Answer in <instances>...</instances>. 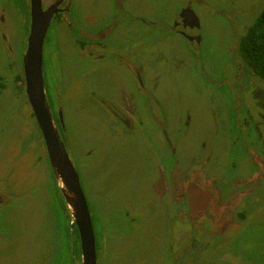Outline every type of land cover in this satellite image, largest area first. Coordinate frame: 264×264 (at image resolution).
I'll return each instance as SVG.
<instances>
[{"label":"rangeland","instance_id":"374dc122","mask_svg":"<svg viewBox=\"0 0 264 264\" xmlns=\"http://www.w3.org/2000/svg\"><path fill=\"white\" fill-rule=\"evenodd\" d=\"M74 1L89 19V44L83 50L74 32L71 36L51 26L43 45V75L48 81L47 53L52 56V74L63 62L70 69L59 80L66 84L59 91L60 101H54L53 79L45 92L50 110L58 103L64 117L66 151L87 201L95 248L97 218L105 230L98 264H264V124L255 120L257 111L255 118L250 111V92L264 89V81L248 66L241 70L247 64L237 48L264 0ZM188 4L200 23L195 51L171 26L177 10ZM4 7L0 196L18 195L20 200L5 210L0 207L3 230L15 234L9 245H0L5 248L0 264H77L72 258L79 257L74 254L78 233L70 232L71 217L52 183L24 85L17 81L23 79L19 0H0V9ZM115 16L118 29H103ZM146 28L152 34L131 46L115 41H122L126 31L141 34ZM103 36L107 44L102 47L97 42ZM85 52L106 59L84 71L80 57H86ZM130 69L141 75L147 98H136L137 89L129 85L136 80ZM92 94L125 111L127 102L137 107L140 100L141 133L123 136L127 131L115 126ZM148 101L175 142L174 155H167L158 143L160 128L145 111ZM259 113L264 120V111L258 108ZM100 145L102 155L86 154ZM177 195L178 205L172 202Z\"/></svg>","mask_w":264,"mask_h":264},{"label":"flooded vegetation","instance_id":"af4514ba","mask_svg":"<svg viewBox=\"0 0 264 264\" xmlns=\"http://www.w3.org/2000/svg\"><path fill=\"white\" fill-rule=\"evenodd\" d=\"M56 1L57 0H41V2H42L41 3L42 4V10L46 11ZM30 4H31V0H19V8L17 9V12H18V15L20 16L21 24H22L21 25L22 26L21 27V31H20V28H19L20 32L17 34L18 38L22 39V40H20V52H21L20 65H21V69H22L23 56H24V53H25V51L27 49V39H28L30 23H31L30 22V20H31V18H30V11H31L30 6L31 5ZM5 8L6 7H4L3 9H0V28L5 26L4 15L2 14V13H5V11H6ZM81 8H82V6L79 7L78 2H75L74 0H71L69 2H68V0H61L58 3V5L56 6V10H59V12L53 14V16H52V18L50 20V23H49V25L47 27V30H46V33H45V37H44V40H43V45H44V41L46 39V35L48 34L50 27L52 26L55 29H58V30L61 29V32L62 31L69 32V33L72 32V34L74 32V35L76 36V37L74 36L76 38L75 42L79 43V46L81 48H83V50H84L85 47L88 46V44H89V37H88V33H89V31H88V29H89L88 20L89 19L82 12ZM115 8H118V7H115ZM196 18L198 19V16L196 15V12L188 4L185 7L177 10L176 16H174V18H173L174 20L171 23V26H172V28L175 31L174 33H176L179 37H181L187 44L189 43V48L191 50H193V51L196 50V47L199 45V42H200V32H199L200 31V23H199V20H198V26H197ZM112 19L114 21L113 24H111L110 21H107V25L106 26L102 25V28L104 29V27H105V29H106L107 27L108 28L111 27L110 31H112V33H113L115 29H118L119 22H116V21H118L119 18L117 16H115V17H112ZM55 20H57V23H54ZM108 22H110V25L108 24ZM143 22H145V21L143 20L142 23ZM149 27L153 28V30L155 28H157V26L154 27V25H151ZM69 28L71 30H69ZM140 30H142L141 34H138L136 29H134V31L133 30L126 31L123 34L124 37L122 38L123 39L122 41H118V40H115V41L118 42L119 44L121 42L122 43L125 42L126 46H128V45L131 46L132 43L136 42L137 39H139V38L142 39L144 37L148 38L152 34V33H150L149 35L147 34V32H151V31H148V29L147 30L140 29ZM119 33L122 36V31H119ZM160 33H162V29L160 30ZM162 34H164V33H162ZM70 35H71V33H70ZM0 36H1V39H4V37H5L3 34L0 35ZM103 39H104V36L102 37L101 41L98 40V42H97V44H102V47H103V44H107V41L105 39L104 40ZM23 47H25V50L22 53ZM121 48H123L125 50V48L123 46ZM60 55H61L60 53L57 54V56L61 57ZM238 55H239V51H238ZM85 56L86 57H80L81 58V66H83V68L85 69L84 71L101 66V62H104V60L106 59L105 55H97L95 58H93L94 55H88L86 52H85ZM46 58H47L46 67H47V70H49V72H47L48 81H46V79H44V75H43L44 68H45V61H44L43 46H42V75H43L44 89L48 88V85L50 83H52L50 79H53V83L52 84L55 85L54 101H60L59 94H60V92L62 90L61 86H65L66 84H65V80H64L63 85H62V83L59 80H60L61 76H64V72L68 73V70H70V69L68 68V70H67L66 67L64 68V62H63L61 64V66L57 67L56 74L54 75V74H52L53 72L51 71V66H50V60L52 58L50 53L46 54ZM80 58L78 59L79 62H80ZM92 58L95 59V60L89 61ZM61 59H63V58H61ZM85 59H87V63H86ZM119 60H122V59H119ZM244 66H245L244 68L241 67L242 71H244L246 69L247 65H244ZM241 70H240V73H241V78H242L244 73L241 72ZM84 71L82 73H84ZM129 71H130L131 75L134 74V77L136 79L135 82H133L132 84H129L130 86L133 85L134 89H137L138 96L136 98L137 99H139L140 97L147 98V96H148L147 92L148 91L144 87L145 83L143 82L141 75L139 73H137L136 71L132 72L131 69ZM251 74L257 76V78L259 77L253 71L251 72ZM67 80L71 81L72 77L67 78ZM245 82L247 84L249 81L247 82L246 78H245ZM95 85H96V83H95ZM250 95H251L252 101L254 100L253 107L250 110L251 114L253 116V113H255L257 111L256 112L257 118H255L254 116L253 117L255 118V120L257 121L258 124H260V122H262V124H264V120H262L260 118V115L262 113L258 114V108L261 111H264V89H256L255 88L254 91L250 92ZM92 97L95 99V101H97L98 105H100L108 113L107 115H109V117H112L115 120V126L116 127H120L121 126V127H123V129H125V131H127L128 134L125 132V133L122 134L123 136H126V135H130L131 136V134H133V133H141L140 131L142 129L139 128V126L141 125V119H140L141 117L138 114V111H139L138 108L141 105L140 100H138V102H137L138 103L137 107H136V104L133 103L131 100L129 102H127L126 106L128 107V110L125 111V110H123L122 105L118 106V105L113 104L110 101L108 102L105 99H102L100 97H95L94 94H92ZM46 98H47V96H46ZM47 101H48L49 107L51 108V101H49L48 98H47ZM52 106L55 107V111H51V110L50 111H51V114H52L56 124H57V129L59 131L60 137H61V139H62V141H63V143L65 145V148H66V142H65L66 141V131L64 129V117H61V122H60L59 121V112H60L59 110H60V107H58V103L57 104H53ZM129 107H130V110H129ZM140 110H141V108H140ZM153 110L154 109H153L150 101H148L146 103V105H145V111H147L148 114L150 115L151 120L153 122V125L156 126L157 128H160L161 141L158 139V143L161 142V145L163 144V146L167 150V155L168 154L169 155H174L176 153V147L174 146L175 142L168 135V131L165 128L166 126H164L162 124L163 118H161V120L159 121L157 119L156 115L153 114L154 113ZM125 112H127L128 114H129V112H131L133 116L132 117L130 115L128 116ZM263 117H264V115H263ZM148 131L149 130L147 128H145L146 134L149 133ZM113 133L114 132H110L109 135H108L109 142L111 141L110 139H112L111 135ZM258 135H260V132H257L255 136H258ZM106 140H107V138H106ZM158 143H156L157 146H158ZM84 147L86 148L87 146L84 145ZM92 148H93V150H91L92 152L89 151L88 153H86L88 156L91 155V153H93L95 151L97 152V154H100V155H102V153H104V148H103L102 145H100L99 149H97L96 146L95 147L92 146ZM156 148H157V151L160 152L159 147H156ZM263 148H264V141H263L262 149ZM44 150H45V146H44ZM69 151H70V153H72V155H74L73 154L74 152L71 149H69ZM167 155H166V157H167ZM45 156H46V152H45ZM262 158H263V161H264V156ZM45 159L48 162L47 156L45 157ZM259 160L261 162H263L261 159H259ZM191 161L192 160H190L189 163H191ZM48 164H49V162H48ZM169 166H171V165H169ZM49 167H50V165H49ZM51 179H52V183H54V186H55V189H56V192H57L58 196L61 197V199H63V197L61 195V192H60L59 185H58V181L56 180L55 176L53 175L52 170H51ZM57 194H56V196H57ZM178 196H180V195H177V197ZM17 197H18V195H16L14 198L9 197L7 199H4L2 196H0V207L3 206V207H1V209L5 210L7 207H10V205H13L12 203L14 201H19L20 199L17 198ZM180 198L178 197L177 200H173L172 202L173 203H177V205H178L179 202H180ZM63 202H64V199H63ZM64 204H65V202H64ZM65 206H66V204H65ZM66 209H67V206H66ZM175 209L177 211V208H175ZM0 213H1V211H0ZM71 220L72 221L70 223V232L72 233L73 229H75L76 232H77L76 226L73 223V219L71 218ZM104 234H105V232L103 231L102 232V236ZM14 235H13V233L9 235L6 230L4 231L3 227H2V224L0 223V245L3 244V242H5V243H7L9 245V240L8 239L10 237L11 238L15 237ZM77 236H78V234H77ZM102 236L100 237V235H99L98 247L95 248L96 249L97 264H98V260H99L97 258L98 257V252H99V254L102 253L103 248H104L103 241H101ZM78 240H79V238H78ZM76 246H77V248H76V251H75L74 254L77 253V255L79 257L78 258L74 257V258H72V260L75 259V262H77V264H78L79 262L81 263V250H80V243L78 241H77V245ZM2 248H0V253L5 250L4 247H2ZM4 253H5V251L2 254L4 255ZM73 264H74V262H73Z\"/></svg>","mask_w":264,"mask_h":264},{"label":"water","instance_id":"95a60500","mask_svg":"<svg viewBox=\"0 0 264 264\" xmlns=\"http://www.w3.org/2000/svg\"><path fill=\"white\" fill-rule=\"evenodd\" d=\"M60 1L57 0L46 11H43L41 0H31V23L27 49L22 60V78L26 99L45 146L50 168L58 181L61 195L77 229L81 264H97L95 234L87 201L80 185L78 173L68 156L57 124L51 114L43 83V40L53 14L59 12L56 10V6ZM196 21L198 26L197 18ZM59 121L61 122L60 112Z\"/></svg>","mask_w":264,"mask_h":264},{"label":"trees","instance_id":"16d2710c","mask_svg":"<svg viewBox=\"0 0 264 264\" xmlns=\"http://www.w3.org/2000/svg\"><path fill=\"white\" fill-rule=\"evenodd\" d=\"M238 51L247 66L264 81V7L240 37ZM17 81L21 85L24 84L21 77H18ZM61 201L63 202V199ZM96 222L101 237L105 230L103 224L99 223V218Z\"/></svg>","mask_w":264,"mask_h":264}]
</instances>
